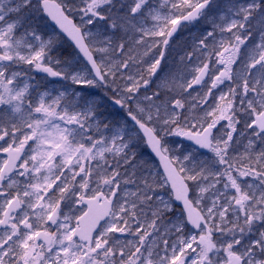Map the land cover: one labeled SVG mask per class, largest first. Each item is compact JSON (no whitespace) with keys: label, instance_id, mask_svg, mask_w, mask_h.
I'll return each instance as SVG.
<instances>
[{"label":"snow or ice","instance_id":"1","mask_svg":"<svg viewBox=\"0 0 264 264\" xmlns=\"http://www.w3.org/2000/svg\"><path fill=\"white\" fill-rule=\"evenodd\" d=\"M0 153V264H264V0H0Z\"/></svg>","mask_w":264,"mask_h":264},{"label":"flooded vegetation","instance_id":"2","mask_svg":"<svg viewBox=\"0 0 264 264\" xmlns=\"http://www.w3.org/2000/svg\"><path fill=\"white\" fill-rule=\"evenodd\" d=\"M50 24V28H49V31L51 30L52 27H54L53 25H51V23L49 22ZM208 25L204 24L203 21H201L200 23L198 24H193V25H188L187 27V30L184 31V29H182L180 32H178L174 38H173V42L176 41L177 39L179 38H187L188 40H191V41H194V37H197L200 35V33L205 29L207 28ZM57 30V29H56ZM58 31V30H57ZM172 42V43H173ZM59 52L62 54L61 55V58L62 59H70V60H73L74 57H75V50L74 48L72 47V45L64 38L63 40V43L61 44L60 48H59ZM55 55V53H54ZM163 64V62H162ZM43 77H38V79H42ZM49 81H51L53 83H55V81L53 80V78H48ZM201 90V87L197 88V91ZM193 92H196V91H193ZM104 115H106L108 117V119L112 120V121H119V117L120 115H123L125 116L123 110H120L118 109V107L116 106H113L111 105L110 103L106 104L105 107H104ZM131 127L132 125L129 124ZM177 140H183V138H175ZM185 147H188L190 144L187 143L186 141H183ZM139 152H143L145 153L149 159H152L154 163L155 160L149 155L148 153V149L147 147L143 146V145H140L137 149ZM5 155L3 153H0V158H3Z\"/></svg>","mask_w":264,"mask_h":264},{"label":"rangeland","instance_id":"3","mask_svg":"<svg viewBox=\"0 0 264 264\" xmlns=\"http://www.w3.org/2000/svg\"><path fill=\"white\" fill-rule=\"evenodd\" d=\"M186 30H187V28L184 29V31H186ZM192 43H193V41L188 40L187 38H179V39H177L176 41H174L172 43V49L173 50L170 51V54L168 55L167 63L163 62V64H162L163 71L158 72V76L157 77H153V83L149 86V94H150L151 90H155L156 84L159 83V79H158L159 76H164L165 74L175 73L176 72V63H175V61L178 60V56L176 55V53L177 52H181L184 49H190ZM213 59H215V57H213ZM73 62H74V66H76L75 65V57L73 59ZM196 63H198V61L194 60L193 64H196ZM25 67H27V66H25ZM217 67H220V66L217 65ZM188 78L190 79L191 77L188 76ZM49 87H52V84L51 85L49 84ZM204 91H206V88H203V89L201 88V90H199L201 95H203ZM223 91L227 92V88L226 87L223 88ZM197 92L198 91L192 92V96L193 97L196 96ZM143 93H144V89L142 88L141 89V95H143ZM219 94H220L219 91H215V95L217 97L219 96ZM188 99L191 100V97H189ZM209 99L211 100V98H209ZM120 117L121 118L123 117V120H124V116L120 115ZM123 120H120V122L122 123ZM128 129L132 130V127L130 125H128ZM140 153L145 159L147 158L145 153H143V152H140Z\"/></svg>","mask_w":264,"mask_h":264},{"label":"water","instance_id":"4","mask_svg":"<svg viewBox=\"0 0 264 264\" xmlns=\"http://www.w3.org/2000/svg\"><path fill=\"white\" fill-rule=\"evenodd\" d=\"M51 23V22H50ZM58 30V29H57ZM59 31V30H58ZM67 38V37H66ZM70 41V40H69ZM71 42V41H70ZM35 74H40V75H45V74H43V73H35ZM196 87H199V86H196ZM148 151H149V153L151 154V152H150V149H148ZM6 155V154H5ZM153 157H154V155L153 154H151ZM155 158V157H154ZM156 159V161L159 163V160H158V158H155ZM161 170H162V168H161Z\"/></svg>","mask_w":264,"mask_h":264},{"label":"trees","instance_id":"5","mask_svg":"<svg viewBox=\"0 0 264 264\" xmlns=\"http://www.w3.org/2000/svg\"><path fill=\"white\" fill-rule=\"evenodd\" d=\"M146 159H148V157Z\"/></svg>","mask_w":264,"mask_h":264}]
</instances>
